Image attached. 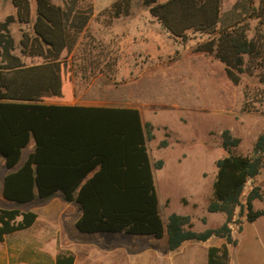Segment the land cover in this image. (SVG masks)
<instances>
[{"label": "trees", "instance_id": "trees-1", "mask_svg": "<svg viewBox=\"0 0 264 264\" xmlns=\"http://www.w3.org/2000/svg\"><path fill=\"white\" fill-rule=\"evenodd\" d=\"M246 1L248 12L223 25V0H141L172 46L141 22L105 61L106 69L116 83L140 79L141 69L171 62L191 48L213 55L224 66L218 75L233 84H239L244 73L252 75L257 70L264 83V0ZM35 2V20L30 0H12L16 14L0 21V154L7 169L4 198L25 205L61 193L65 201L78 205L81 213L76 227L81 232L155 238L166 233L169 250L179 249L186 241L203 242L217 236L224 242L208 246L207 264H230V245L237 244L231 224L241 223L235 218L236 209L249 222L264 216V206H254V200H264L259 185H253L242 202L247 183L264 165V131L248 154L232 152L240 137L229 129L221 133L227 154L216 160L207 205L209 212L225 215L220 226L198 231L192 228L189 214L176 212L164 222L147 147V140L154 138L153 124L144 122L136 107L66 102L73 98V65L68 54L77 46L88 17L73 18L72 9L52 0ZM95 2L96 10H107L109 22L129 15L133 4V0ZM249 19L256 20L252 35ZM13 22L27 27L20 29L18 44L10 29ZM24 57L41 61L28 64ZM154 166L162 168L163 160ZM37 219L32 209L0 206V242L32 227ZM74 262L71 251L57 253L54 260V264Z\"/></svg>", "mask_w": 264, "mask_h": 264}, {"label": "rangeland", "instance_id": "rangeland-1", "mask_svg": "<svg viewBox=\"0 0 264 264\" xmlns=\"http://www.w3.org/2000/svg\"><path fill=\"white\" fill-rule=\"evenodd\" d=\"M52 1L66 10L72 9L73 18L88 17L77 46L68 54L73 65V98L66 102L138 108L143 121L153 124L154 138L147 140V147L164 222L170 213L176 212L189 214L192 228L198 231L220 226L225 215L209 212L207 205L212 196L216 160L227 154L221 133L229 129L240 137V144L232 152L248 154L264 131V83L259 80L258 70L252 75L244 73L241 82L233 84L218 75L224 66L213 55L187 48L171 62L141 69L140 79L116 83L105 61L141 22L172 46V40L148 8L141 0H133L129 15L109 22L107 10H96L95 0ZM32 3L35 7V0ZM3 5L4 12L8 11L7 2ZM247 6L246 0H223V25L248 12ZM249 22L252 35L256 20ZM21 28L27 27L17 22L11 24L16 40L21 36ZM15 53H19L18 48ZM24 60L28 64L41 61L36 57ZM159 159L163 160L162 168L154 166ZM6 172L0 154V204L32 209L38 213V220L32 227L0 242V264H54L55 254L70 250L76 253V264H207L208 246L224 242L217 236L203 242L190 240L177 252H171L162 240L150 235L78 233L74 225L79 209L76 203L65 201L58 193L47 201L36 199L30 204L16 205L2 194V177ZM253 185H259L264 193V165L255 179L247 183L243 203ZM254 206H264V200H254ZM239 211L237 208L235 218L241 223L231 224L237 244L230 245V264H264V216L249 222ZM155 245L160 250L155 251Z\"/></svg>", "mask_w": 264, "mask_h": 264}, {"label": "crops", "instance_id": "crops-1", "mask_svg": "<svg viewBox=\"0 0 264 264\" xmlns=\"http://www.w3.org/2000/svg\"><path fill=\"white\" fill-rule=\"evenodd\" d=\"M31 1V8H32V18H33V20H35L36 19V2H35V7H33V3H32V0H30ZM4 2H7V4H8V6H7V8H8V11H6V12H4V5H3V3ZM10 14H12V15H15L16 14V8H15V6L13 5V3H12V0H0V21H3L4 19H5V17L7 16V15H10ZM14 23V22H13ZM18 23V22H17ZM18 24H20V23H18ZM23 26V25H22ZM25 27V26H24ZM10 29H11V25H10ZM11 32H12V30H11ZM12 35L14 36V38H15V42H16V44H18V42H19V39H20V37H18V40H16V37H15V35L13 34V32H12ZM19 54V53H18ZM6 167V166H5ZM4 176V175H3ZM2 187H3V177H2ZM2 196V195H1ZM3 197V196H2ZM54 197V196H53ZM52 197V198H53ZM10 202H12V201H10ZM0 206H4V207H13V206H5V205H3V204H0ZM80 213H81V211L78 209V212H77V215H76V218H75V220H74V225H75V230H76V232H78L79 233V229L76 227V220L78 219V217H79V215H80ZM38 220V219H37ZM81 232V231H80ZM154 239L155 240H162L161 242H163L162 244L165 246V247H167L168 248V238H167V234L165 233L164 234V236L162 237V238H155L154 237ZM208 240V239H207ZM185 243V242H184ZM183 243V244H184ZM151 247L152 246H149V248L151 249ZM154 248L153 249H155V251H158V250H160V247H158L157 245H155V246H153ZM180 248H182V246L180 247ZM180 248L179 249H177V250H169V251H174V252H177L178 250H180ZM169 249V248H168ZM71 252H73L74 253V255H75V262H74V264H76V253H75V251H73V250H70ZM56 255L57 254H55L54 255V257H56Z\"/></svg>", "mask_w": 264, "mask_h": 264}]
</instances>
